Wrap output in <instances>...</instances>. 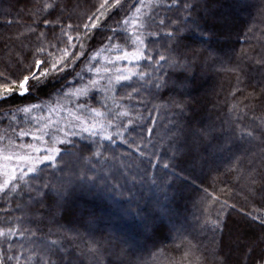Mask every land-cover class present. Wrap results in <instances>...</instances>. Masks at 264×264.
Segmentation results:
<instances>
[{
    "label": "snow or ice",
    "instance_id": "1",
    "mask_svg": "<svg viewBox=\"0 0 264 264\" xmlns=\"http://www.w3.org/2000/svg\"><path fill=\"white\" fill-rule=\"evenodd\" d=\"M214 3L24 0L16 18L4 20L10 34L0 59V264H86L99 254L102 241L80 232L95 217L75 216L83 195L127 191L135 208L122 213L139 218L147 240L166 239L171 230L164 220H172L173 209L143 201L135 185L171 188L187 181L177 158L211 167L210 149L224 139L225 125L229 138L239 131L238 140L260 146L259 157L250 150L237 155L233 141L224 173L253 210L230 203L234 189L214 176L213 188L225 184L221 195L203 188L200 199L208 245L178 232L171 248L179 256L168 264H264V28L257 36L256 25L248 26L246 47L231 54L224 51L227 44L187 43L189 33L229 39L230 21L213 11ZM260 15L264 21V7ZM225 63L235 81L233 103L225 101L218 126L196 122V73L217 65L224 71ZM16 97L26 102L14 104ZM162 110L171 114L170 127L154 143ZM121 144L127 151H120ZM158 167L163 177L153 174ZM233 212L247 227L233 231Z\"/></svg>",
    "mask_w": 264,
    "mask_h": 264
},
{
    "label": "trees",
    "instance_id": "2",
    "mask_svg": "<svg viewBox=\"0 0 264 264\" xmlns=\"http://www.w3.org/2000/svg\"><path fill=\"white\" fill-rule=\"evenodd\" d=\"M90 2L92 0H81V3ZM23 7L24 0H0V59L6 58L3 40L10 34L9 30L3 26L4 20L6 18L15 19L17 11ZM211 7L217 15L228 17L231 24L229 39L227 41L223 39L207 40V38L199 37L198 34L189 33L187 34L189 37L187 43L195 42L193 46L211 48H219L227 44L228 46L224 48V51L231 54L233 49L239 51L241 48L246 47L244 33L247 31L248 26L256 25L255 32L257 36L260 35V29L264 28V21H262L260 15V10L264 7V0H215ZM5 10H10L11 15L5 17L3 15ZM16 27L18 25L14 26L12 31H15ZM250 42L257 43L256 40ZM218 67L219 65L196 73L195 84L193 85V94L197 99L196 122L205 125L214 122L218 126L219 118L223 117L226 110L225 101L229 105L233 103L229 91L235 81L233 74L226 70L230 65L225 63L224 71H217L216 68ZM25 102L20 97H16L13 101L14 104H24ZM153 115L156 114L153 113ZM145 116H147V113H145ZM171 118L170 113L163 110L160 112L155 125V135L152 137L154 143H158L159 139L164 136L166 129L170 127L168 121ZM230 136L231 129L228 125H225L224 139L219 146L214 144L210 149L214 160L211 167L205 166L202 168L199 164L193 166L187 160L177 158L175 162L177 171L184 169V174L189 176L187 181L177 182L171 188H166L159 183L152 185L148 182L135 185V195L142 197L143 201H159L160 205H167L173 209L172 220H164V224L171 230L166 233V239L147 240L140 226L139 218L131 213L128 215L122 213V208H135V205L130 206L128 204L127 191L123 195L117 191H110L96 196H81L74 206L76 209L75 216L79 217L85 213H91L95 220L89 228H80L79 224H75V226L80 228V232L84 234L85 239L90 238V233L92 237L102 241L104 245L94 258L89 257L86 259V264H168L170 259L179 256V253L172 251L171 248L173 237L178 232H185V234L190 235V238L208 245L211 234L202 233L200 229V223L203 220L200 199L204 195L203 188H207L209 193L221 195L219 190L225 187L224 183L217 182L215 187H212V178L217 175H219L220 180L226 181L228 186L234 189L230 193L232 196V199L229 200L230 203H237L238 208L244 207L246 210H253V206L243 199V195H237L241 192V187L231 179V174L224 175V173L231 160V153L227 151V148L233 145V141H236L233 151L237 155L245 152V150H250L251 153H255L259 157L260 146L256 142L249 144L244 140H238L239 131H237L235 137L229 138ZM79 143L85 142L79 141ZM237 148H239V151H237ZM119 149L122 152L127 151V147L123 144L119 145ZM149 151H151V146H149ZM257 166H259L258 159ZM152 172L157 177H163L164 174V170L160 167L152 170ZM192 181H195V183H192ZM244 194L246 195V192ZM25 199L27 198L25 197ZM0 207H3L2 203H0ZM256 207H261V205L257 204ZM232 220L235 222L233 225L234 232L237 229L247 227L246 220L238 212L232 213ZM63 223L66 227L71 226L68 221H63ZM171 223H173V226L170 225ZM95 225L100 226L101 229L98 231L93 230ZM119 230L122 232H119ZM233 258H239V254L235 253ZM209 260H211V257H209Z\"/></svg>",
    "mask_w": 264,
    "mask_h": 264
},
{
    "label": "rangeland",
    "instance_id": "3",
    "mask_svg": "<svg viewBox=\"0 0 264 264\" xmlns=\"http://www.w3.org/2000/svg\"><path fill=\"white\" fill-rule=\"evenodd\" d=\"M26 139H28V138H26ZM172 224H173V223H171L170 225L173 226ZM93 228H94L93 230H97V231L101 229V227L98 226V225H95ZM119 232H122V231L119 230ZM132 239H133V238H132ZM139 249H140V248H139Z\"/></svg>",
    "mask_w": 264,
    "mask_h": 264
}]
</instances>
